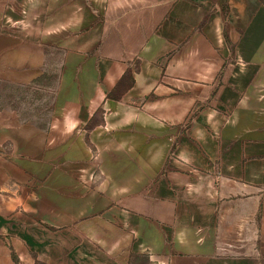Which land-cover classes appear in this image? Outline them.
<instances>
[{
	"label": "crops",
	"instance_id": "0c3cea01",
	"mask_svg": "<svg viewBox=\"0 0 264 264\" xmlns=\"http://www.w3.org/2000/svg\"><path fill=\"white\" fill-rule=\"evenodd\" d=\"M17 5L0 85L73 73L50 126L0 103V264H264V0Z\"/></svg>",
	"mask_w": 264,
	"mask_h": 264
},
{
	"label": "rangeland",
	"instance_id": "374dc122",
	"mask_svg": "<svg viewBox=\"0 0 264 264\" xmlns=\"http://www.w3.org/2000/svg\"><path fill=\"white\" fill-rule=\"evenodd\" d=\"M5 6L0 7V13L14 10L19 14L23 12V6H18L19 0H4ZM28 14L32 16V24L34 27L41 26L50 27L54 24L43 23V7L30 6L28 7ZM6 15V14H5ZM40 17V19H39ZM40 23V25H39ZM53 47H43V53L40 56H33L42 59L41 75L32 80L26 85L15 84L8 86L0 85V103L6 105L9 102L16 104V109L21 114V121L31 122L34 126H50L53 120L55 111V102L57 97V89L59 81L63 78V74L69 75L73 72H63L59 68L60 62H63L65 55ZM76 73V72H74ZM81 72H79L80 74ZM84 77H92V72H82ZM87 75V76H86ZM126 84L129 78L126 76ZM124 88H117L111 95L117 97ZM100 122V111H98L92 121L87 125L88 127L95 126ZM12 261L16 262L13 255ZM35 264H42L36 262Z\"/></svg>",
	"mask_w": 264,
	"mask_h": 264
}]
</instances>
